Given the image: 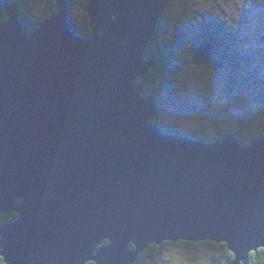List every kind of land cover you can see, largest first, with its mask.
I'll return each mask as SVG.
<instances>
[{
  "label": "water",
  "instance_id": "95a60500",
  "mask_svg": "<svg viewBox=\"0 0 264 264\" xmlns=\"http://www.w3.org/2000/svg\"><path fill=\"white\" fill-rule=\"evenodd\" d=\"M52 1L30 33L18 2L0 5V215H18L0 226L2 263L134 264L180 241L249 264L264 249V136L209 143L151 122L144 49L172 0H88L85 39Z\"/></svg>",
  "mask_w": 264,
  "mask_h": 264
},
{
  "label": "rangeland",
  "instance_id": "374dc122",
  "mask_svg": "<svg viewBox=\"0 0 264 264\" xmlns=\"http://www.w3.org/2000/svg\"><path fill=\"white\" fill-rule=\"evenodd\" d=\"M45 13L41 0L27 23H36ZM67 14L70 28L80 29L81 10L73 6L68 13L67 7ZM157 31L159 56L164 61L156 80L163 133L204 130L214 138L215 125L233 130L239 121L253 119L254 113L264 115V0H172ZM206 41L213 45L210 64L192 66L195 50ZM220 262L221 251L196 243L162 245L160 254L148 264Z\"/></svg>",
  "mask_w": 264,
  "mask_h": 264
},
{
  "label": "trees",
  "instance_id": "16d2710c",
  "mask_svg": "<svg viewBox=\"0 0 264 264\" xmlns=\"http://www.w3.org/2000/svg\"><path fill=\"white\" fill-rule=\"evenodd\" d=\"M41 0H0V5L3 4H11L18 2V11H19V20L22 22L24 30L27 33H30L34 29L38 27V25L47 17H49L53 12H55V3L52 0H43L45 1L46 5V13L36 22L33 24L27 23V18H29L35 9V4L40 2ZM68 1V13L71 11V8L74 6L78 7L81 12L83 13V23L80 29L77 31H74L70 28V30L74 31V33L82 38H87L90 36V29L88 27V22L85 15V7L88 2V0H67ZM2 20L5 21L6 17L3 15ZM70 27V26H69ZM159 29V26H158ZM159 31V30H158ZM153 38L152 42L147 46L144 53V60L149 58H156L158 61V65L154 70H150L147 74V76L143 79V90L145 92V95H153L156 97V88H157V81L158 78L161 76L162 68L164 65V61L159 56V49H158V43L157 40V34ZM212 43V42H211ZM241 58V57H240ZM240 58L238 61H240ZM242 59V58H241ZM138 81L135 83L137 85ZM156 104L158 107V113L155 116L151 122L155 125H158L161 127V121H162V115L159 108L158 100L156 99ZM215 137L213 138L209 133H207L204 130H198L194 133L186 134L189 138H191L194 141H204V142H218L224 135L228 133H232L235 135L236 139L240 142H244L248 139H252L258 136H264V115L259 113H254V118H248L245 121H239V126L236 129L231 130L230 128H225L223 126L215 125ZM165 133L174 134L172 131H165ZM18 215L16 213H10L8 215H0V226L5 224L6 222H12L14 221ZM106 244V242H105ZM203 245L208 246L209 248H212L213 250H218L223 253V262H220V264H227L232 259V254L228 252L226 246L224 244H215L210 242H203L200 243ZM162 245H171V246H194L193 243H187V242H176V243H164ZM161 246L157 247L154 245H150L146 250L142 252V254L138 257L137 262L134 264H148L149 260H152L155 258V256L160 254ZM0 259V264L1 263ZM249 264H264V249H259L255 253H250L249 255ZM93 264V263H88Z\"/></svg>",
  "mask_w": 264,
  "mask_h": 264
},
{
  "label": "bare ground",
  "instance_id": "6f19581e",
  "mask_svg": "<svg viewBox=\"0 0 264 264\" xmlns=\"http://www.w3.org/2000/svg\"><path fill=\"white\" fill-rule=\"evenodd\" d=\"M69 25V24H68ZM69 29H70V27H69ZM70 31H72V30H70ZM73 32V31H72Z\"/></svg>",
  "mask_w": 264,
  "mask_h": 264
},
{
  "label": "flooded vegetation",
  "instance_id": "af4514ba",
  "mask_svg": "<svg viewBox=\"0 0 264 264\" xmlns=\"http://www.w3.org/2000/svg\"><path fill=\"white\" fill-rule=\"evenodd\" d=\"M2 263V262H1ZM3 264V263H2Z\"/></svg>",
  "mask_w": 264,
  "mask_h": 264
}]
</instances>
